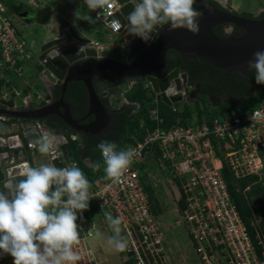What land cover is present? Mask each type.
I'll return each instance as SVG.
<instances>
[{"label": "built area", "instance_id": "1", "mask_svg": "<svg viewBox=\"0 0 264 264\" xmlns=\"http://www.w3.org/2000/svg\"><path fill=\"white\" fill-rule=\"evenodd\" d=\"M113 8L111 4L97 9L94 17L116 32L120 24L105 21ZM94 44L98 45L97 42ZM30 57L31 53L26 50L25 42L18 38L0 0V67L20 73L22 62ZM181 93L186 95L184 91ZM37 97L40 98L39 95ZM182 99L193 102L189 111L186 112L185 106L180 107L172 102L170 109L178 116L165 128L161 126L164 120L159 114L158 99L151 98L152 105L148 107L147 114L155 126H147L144 120H140L142 136L138 138L132 135L133 141L124 145V149L130 148L134 153L128 171L119 183L107 179L106 174L95 177L90 188L94 197L89 202L97 204L114 218L122 219V236L128 241L125 254L134 263L156 264L163 249L164 234L150 210L140 176L142 164L153 165L158 172L168 174L175 183L177 223L184 225L199 264H264V235L256 234L257 248L231 201L222 174L225 163L234 178L256 175L258 181L261 179L264 171V100H260L252 109L242 108L238 111L229 105L226 98L227 108L217 111L219 103L215 104L210 99L206 104H194L197 98ZM19 100L27 105L32 98L25 95ZM7 119L0 116V120ZM24 123L10 121L9 127L2 130L0 123V190H4V182L9 176H18L22 167L29 165L24 156L41 154L34 146V133L39 137L47 132L57 138L55 152L47 155L48 162L57 167L72 163L78 166L77 161L69 158L61 149L62 145L75 138L74 134L55 133L42 120ZM30 127H34L35 131L30 132ZM179 201H182V207H179ZM76 223L80 243L73 250L81 256L77 264H99L96 251L89 241L93 229L87 227L79 216Z\"/></svg>", "mask_w": 264, "mask_h": 264}, {"label": "water", "instance_id": "2", "mask_svg": "<svg viewBox=\"0 0 264 264\" xmlns=\"http://www.w3.org/2000/svg\"><path fill=\"white\" fill-rule=\"evenodd\" d=\"M56 1L55 8L52 6L54 11H57L59 4H63L74 14L65 17L52 13L51 16L52 9L49 4L21 13V16L33 20V26H45L41 31V39L34 41L36 43L34 80L43 86L46 95H50L56 82H60L61 87L60 97L56 101H46L44 96L43 98L31 96L32 101L25 105L14 90L7 99H0L2 105L0 114L19 118L25 122L24 124L42 120L47 125L45 118L55 114L63 124L78 134L80 132L97 134V131H103L104 127L107 132L112 129L114 114L107 108L100 91H105L104 97H107L110 103L111 99L125 101L124 93L131 85L128 82L118 84L123 79L143 77L156 97L161 98L167 105L181 100L183 86L190 87V90H187L190 99L200 94V84L189 81L187 72L179 67H174L164 74L169 51L177 52L184 64H187L189 59H196L220 68L224 73H240L247 68V61L252 59L255 51L264 50V18L238 16L219 9L208 0H196L194 4L201 13L198 34L194 35L185 28L169 30L168 25H162L156 29L150 43L135 38L127 31V16L133 10L132 0H113L115 1L113 12L105 21H116L120 24V30L116 34L118 39L99 47L92 45L91 39L85 36L81 28L77 30L72 20L81 19L80 17L84 15L93 16L94 11L89 10L85 0ZM97 22L109 30L104 21ZM223 23L233 24L243 32L230 36L217 35L214 27ZM95 76L107 81L110 87L98 83L96 88L92 81ZM78 81L87 91L82 109L84 115L81 118L73 116L72 105L64 98L68 83ZM234 99L238 101L243 97ZM88 116H91L90 121L83 125L78 123ZM29 130L34 132L35 128L30 127ZM37 138L38 135L34 133L32 139L36 141ZM61 149L66 153L64 145ZM31 162L33 166L49 163L48 157L43 154L32 156ZM85 164L90 166L92 162L86 158Z\"/></svg>", "mask_w": 264, "mask_h": 264}, {"label": "clouds", "instance_id": "3", "mask_svg": "<svg viewBox=\"0 0 264 264\" xmlns=\"http://www.w3.org/2000/svg\"><path fill=\"white\" fill-rule=\"evenodd\" d=\"M85 3L89 10L96 11L111 4L114 7L115 1L85 0ZM132 3L133 10L127 16V31L145 43L153 41L154 32L162 25H168L169 30L185 28L194 35L200 31L199 17L201 13L193 7L196 0H132ZM217 3L224 6V0H218ZM6 13L8 15L7 8ZM80 18L91 23L94 22L95 17L84 15ZM95 20L97 19L95 18ZM231 34L232 28L229 27L225 30V35L230 36ZM19 39L23 40L22 38ZM23 41L27 46L28 41ZM32 43V41L29 42V44ZM91 44L96 47L101 46L94 44L92 40ZM26 50L31 53L27 47ZM23 66L24 63L22 62ZM246 69L254 70L256 84L264 85V50H257L253 53L252 59L247 61ZM6 71L21 76L24 73V67L20 73ZM147 86L149 84H145V87L152 92L150 86ZM187 90H190L189 86L182 87V91L186 94L183 96L180 93L182 98H188ZM11 91L13 90L4 93L6 96L3 94L0 98L9 97ZM15 94L24 98V96L18 95L16 91ZM153 94L156 97L155 93ZM37 96L35 97L38 98ZM182 98L181 100H183ZM226 98L229 100L228 96ZM112 101L119 103V107L124 104L130 105L126 99L125 101L111 99V103ZM224 101L226 99L222 102ZM0 116L8 117L5 120L8 123L14 120L23 122L19 118H12L4 114H0ZM5 121L0 120V123ZM64 132L65 130L55 133ZM64 134L67 136L74 134V141H82L75 131ZM34 146L38 148L41 154L47 156L55 152L57 138L45 132L37 138ZM97 147L103 157L106 178L113 183L121 182V178L133 162V151L130 148L117 150L115 142L104 140ZM65 155L68 156L67 151ZM32 156L34 155L23 157L29 165H24L18 176H9L4 182V190H0V253L10 254L13 257V264H77L81 256L73 250L74 246L80 243V231H78L76 221L78 216L81 220L83 219V212L89 209V201L94 197L90 193L91 184L76 163L65 167H57L50 162L33 166ZM85 160L86 158H84V162ZM150 167L152 165L145 167L146 174ZM99 168L100 165L97 163L95 169L99 170ZM19 177H23V179H18ZM1 178L2 173L0 171V180ZM105 218L113 232V235L108 237L107 244L116 252L125 251L128 247V241L121 235L122 219L120 217L114 218L111 213H105ZM84 223L87 224L88 220ZM90 223L92 224V219ZM95 235L99 238L101 233L96 232ZM98 263L100 264L99 260Z\"/></svg>", "mask_w": 264, "mask_h": 264}, {"label": "trees", "instance_id": "4", "mask_svg": "<svg viewBox=\"0 0 264 264\" xmlns=\"http://www.w3.org/2000/svg\"><path fill=\"white\" fill-rule=\"evenodd\" d=\"M209 1L218 7L217 2L213 0ZM193 7L196 8L194 5ZM11 22L14 26L12 20ZM178 57L179 56L177 55L176 60L170 59L168 61L165 71H168L174 66H180L182 69L187 70L190 80L201 82L202 96H199L200 100L198 99L199 101L197 100L196 104L200 102L204 103L205 101L203 99H207V102L210 99L215 104L220 102L217 111H221L228 106L227 101L221 102L223 97L227 95L230 101L229 105L236 107V109L240 111L242 108L252 109L257 106L260 100H264V85L256 84L254 70L249 69L247 76L245 77L241 76L240 73H232L227 76L224 75L222 69L213 67L210 64L191 59L187 65ZM4 71L9 73L6 70ZM209 73L210 75H207ZM146 91L147 88L142 83L135 84L130 88L127 98L129 100H137L140 103L139 109L135 113H132L131 111L135 108V105L126 104L113 109L112 113L114 114V117L112 120V129L103 136L89 142L85 140L80 142L70 140L65 145L69 158L77 161L78 167L85 174L91 185L95 177L104 176L106 174L104 168H102L105 167V164L101 157L100 150L97 147L102 140L115 142L117 144V150L124 149L125 143L127 145L133 141L131 139L132 135H136L138 138L142 136L143 128L140 127L141 119L145 121V125L151 127L155 126V122L148 118L147 109L152 105L150 104V98H152V96L148 97ZM235 97L238 99L243 97V99L235 101ZM237 102L240 104L237 105ZM157 107L160 116L163 117L164 120L163 123H161V126L166 128L175 121L178 113L172 111L170 107L163 102H159ZM185 110L188 112L189 108L186 107ZM45 120L53 132L64 131V126L61 124L60 119L56 118V120H54L52 117H46ZM64 133L68 134L69 131H65ZM218 155L222 157L219 152ZM84 158H89L92 164L87 166L84 162ZM97 163L100 165L99 170L95 169ZM145 165L146 164L141 165L140 176L142 180L146 172ZM222 174L226 181L231 201L234 203L246 226L250 240L257 247L256 234H264V227L257 222V218L261 221L264 220V183L258 181L256 175L234 178L225 163H223ZM143 185L144 190L148 195L150 210L152 213H155L154 208H152V201L156 198L152 194V190L150 189L149 191V187L145 185L144 182ZM247 186L249 187L246 188ZM179 207H182V201H179ZM90 208H92L90 213L83 214V219H88V222L91 221V219L89 220L91 214L96 213L105 215V211L99 208L97 204H92ZM257 229H259L261 233L258 232ZM141 252L144 255V251L141 250ZM145 259L148 261V256H146ZM132 260V258H128L126 263Z\"/></svg>", "mask_w": 264, "mask_h": 264}, {"label": "rangeland", "instance_id": "5", "mask_svg": "<svg viewBox=\"0 0 264 264\" xmlns=\"http://www.w3.org/2000/svg\"><path fill=\"white\" fill-rule=\"evenodd\" d=\"M215 1L218 2V0ZM223 5L237 12H245L247 14H257L261 10H264V0H226V3H223ZM9 16L11 20H13L14 26L18 30V34L20 38H22L23 40H27V41L31 40L33 42L32 38L36 39V36H40L42 34L41 31H43L45 27V26L34 25L33 30L27 34L28 38H25L23 35L24 29L22 25H20L19 22L17 21L19 17L17 16L16 12H12ZM92 17L94 18V16ZM94 21H95L94 22L95 25L98 27L100 31L98 36H96V39L99 42H103L107 36L113 34L111 30L102 28L101 25L97 23V20H95V18ZM25 33H27V30H25ZM35 44L36 43L29 44L31 45L29 47V50L31 51L32 54L30 60H33V62H35V57H36V47L34 46ZM28 61L27 60L23 61L25 67H28L30 63ZM0 70L3 69L0 67ZM9 75L12 77L7 75L3 76L0 74V96L3 95L4 93L9 92L11 89H13L12 87H16V84L18 82L17 79H21V76H17L16 74H9ZM5 77L9 78L10 81H5ZM25 92L26 91H23L22 94H24ZM151 96L153 98V92ZM203 100L205 101L204 103L207 102V99H203ZM196 102L197 100H195L194 104ZM192 103L193 102H190L189 100L183 99L176 102V105L180 107L185 106L190 108ZM236 104L239 105L240 103L237 102ZM147 170H149L148 173L147 174L145 173L143 177L144 184L149 187V191L150 189L152 190V194L156 198L155 200L152 201L153 202L152 208H154L155 210V213H153V215L160 223V227L164 234L162 239L163 249L159 253L160 254L159 261L156 264H199V262L196 259L195 253L193 251L191 240L184 225L177 223L178 202H177V192L175 191V186H174L175 183L173 179L168 174L160 173L157 170H155L153 165ZM259 181L264 183V171L261 174V179H259ZM89 207H91L90 202H89ZM84 212L86 213V211ZM89 218L92 219V224L90 223L91 221H89L86 224V226L92 227L93 229V232L89 236V241L91 245L94 247V249L98 252L99 255L98 260L100 264H137L134 263L133 260L126 263V260L130 258V256L126 255L125 251L116 252L114 249L111 248V246L107 244V239L108 237L113 235V232L108 225L105 215L94 213L91 214ZM257 222L259 224H262V226L264 227V220L261 221L259 220V218H257ZM257 230L258 232H260L259 229ZM96 232L101 233V236L99 238L96 237L95 235Z\"/></svg>", "mask_w": 264, "mask_h": 264}, {"label": "crops", "instance_id": "6", "mask_svg": "<svg viewBox=\"0 0 264 264\" xmlns=\"http://www.w3.org/2000/svg\"><path fill=\"white\" fill-rule=\"evenodd\" d=\"M2 2L6 6L7 12H8L9 15L12 12H16L17 16L19 17L17 19V21L19 22L20 25H22V27L24 29V34L22 32L21 33L24 35L25 38H28L27 34L30 33L33 30V20L31 18L27 17V16L26 17L25 16H21V13L24 12V11H28L29 12V11L34 10V8L36 9V8L41 7V6L49 4L51 9H52L51 16L53 14H57V15L58 14H62L63 16L66 17L69 14H71V15L74 14L73 11L67 10L66 7L63 6V4H59V6L56 8L57 11H54L55 5H57V1L56 0H2ZM224 3H226V0H224ZM51 16H50V18H51ZM52 19H53V17H52ZM70 19H71V17H70ZM72 20L75 22V27H76L77 30L81 28L80 30L85 34V36H87L91 40L93 39L92 41L93 42H97L98 45L109 44V41H115V40L118 39L116 37V34L118 33V31L120 29L117 32L113 33L112 35L107 36L106 39H104L103 42H99L96 39V36H98L100 31H99L98 27L95 25V23H94L95 21L90 23V22H86V21L82 22L81 19H74L73 18ZM25 30H27V33H25ZM16 33H17V36L20 38V36L18 34V30L16 31ZM41 35L38 36V37L36 36V39L32 38L33 39V43H35L34 42L35 40H37V39L39 40ZM29 42H31V40H29L27 42L28 44H27L26 47L28 49L30 47ZM28 62H30L28 67L23 66L24 67V73L21 75V79H17L18 82L16 84V87H12L13 89H11V90H15L16 93L18 95H20L21 97H23V96L25 97V94H26V95H28V98H29L30 94H31L32 97L36 96V95H39L40 98H43V95L46 94V92L43 90V86H41L39 83H37V81H35L34 78H33L34 71H35V68H36V61L33 62V60L29 59ZM0 71H1L0 74L3 75V76L4 75L10 76L9 74H14V73H7L4 70H0ZM27 71H28V73H27ZM10 77H12V76H10ZM5 81H10V79L5 77ZM143 85L145 86V84H143ZM129 90H127L124 93V97L126 98V100L128 101V103L130 105H135V108L131 111L132 113H135L139 109L140 103L137 100H129L127 98V94H128ZM23 91H26V92L24 94H22ZM146 94H147L148 97H150L152 92L147 90ZM45 98H44V100L48 101L49 98H47V99H45ZM154 98H155V96H154ZM114 106H115V108H118L120 106V104L119 103H115ZM1 124H2L1 125L2 126L1 130L3 128L6 129V128L9 127L8 121H5V122H3ZM89 211L91 212L92 208L89 207V209L86 210V213H90ZM83 213H85V212H83ZM82 220L84 222H86L88 219H82ZM96 253L98 255L97 251H96ZM0 264H13V257L10 254H7V253H0Z\"/></svg>", "mask_w": 264, "mask_h": 264}, {"label": "flooded vegetation", "instance_id": "7", "mask_svg": "<svg viewBox=\"0 0 264 264\" xmlns=\"http://www.w3.org/2000/svg\"><path fill=\"white\" fill-rule=\"evenodd\" d=\"M217 5H218L219 9L230 11L231 13L236 14L238 16H247V17L255 16L256 18H259V19L264 18V16H263L264 10H261L257 14H247L245 12H237V11H235L233 9H230V8H228L226 6H222L220 4H217ZM229 27L232 28V34L231 35L243 32V30H241L240 28L235 27V25L229 24V23H225V24L223 23V24H220V25L214 27V32L217 35L226 36L225 35V30L227 28H229ZM167 54H168L167 55L168 56V61L170 59L171 60H176L177 59V55L179 56V54L177 52H175V51H169ZM178 58H180V56ZM189 60H191V59H189ZM188 62H187V65H188ZM174 67H179L182 71H186L187 72V70L182 69L180 66H174ZM174 67H172L168 71L164 70L165 71L164 74H167ZM248 70L249 69H245L244 71L240 72L241 76H243V77L247 76ZM232 73L233 72L224 73V75L228 76V74L230 75ZM187 74H188V72H187ZM207 75H210V73L207 74ZM238 77H240V76H238ZM188 78H189V81H191L192 83H194V84L199 83L200 84V94L197 97V98H199V96H202L201 82L200 81H192V80H190L189 74H188ZM92 81H93V84L95 85L96 88L98 86V83H103V84H106L107 86L110 87V84L107 81H105V80H103V79H101L99 77H96V76L93 77ZM123 82H128V84L131 85V86H133L135 84H138V83H142V84H147L148 85V83L143 80V77L126 78V79H123L121 82H118V84H121ZM147 87H149V86H147ZM60 90H61L60 82H56V84L52 88V91H51L50 95L44 94L43 96H44V98L47 96L49 98V100H52V101L55 100L56 101L60 97ZM98 93H99V91H98ZM100 94H101V96H103V100L106 103L107 108L110 110V112H112L113 109H116L115 106H114L115 103H117L116 101H112V103H110V101L107 99V97H104L106 95L104 90L100 91ZM226 97H227V95L225 97H223L221 102L224 99H226ZM64 98H66V100H68L71 103L73 116L75 118H81L84 115V112L82 111V109H83V105L85 103V99L87 98V91H86V88L84 87V85L81 82H79V81L78 82L68 83L67 88H66L65 93H64ZM157 99H158V102H162L161 98H157ZM79 107L82 108V109H80ZM47 117H52V119H54V120H56V118L60 119L55 114H51V115H49ZM90 119H91V116H88L83 121H78V123L83 125V124L87 123L88 121H90ZM60 122L64 126V130H67V131L71 132L70 130H72V129L69 126L63 124L61 119H60ZM102 130L103 131H97L98 132L97 134L91 133V132H89V133H81L80 132L79 136L81 137L82 141L85 140V141L89 142V141H92L94 139H97V138L103 136L104 134H106L108 132V131L106 132L107 129L105 127Z\"/></svg>", "mask_w": 264, "mask_h": 264}]
</instances>
